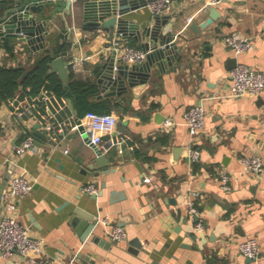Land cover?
<instances>
[{
	"label": "crops",
	"instance_id": "0c3cea01",
	"mask_svg": "<svg viewBox=\"0 0 264 264\" xmlns=\"http://www.w3.org/2000/svg\"><path fill=\"white\" fill-rule=\"evenodd\" d=\"M14 2L9 0L5 9ZM27 2L42 4L34 15L38 21L47 19L45 44L32 49L11 36L12 54L1 38L0 65L30 68L45 49L54 53L68 41V51L55 54L70 61L68 85L72 79L93 81L98 86L93 101L107 100L110 112L118 116L117 128L102 135L112 170L101 173L104 168L91 167L92 147L71 129L79 116L71 97L46 87L30 93V87L20 85L0 106V186L4 183L5 190L15 171L25 170L33 179L34 189L19 200L20 219L46 239L49 263L264 264V170L251 173L240 160L244 153L256 152L264 161V89L259 95H227L236 59L264 71V0H222L215 5L220 16L199 31L193 23L207 19L213 6L204 8L205 0H174L161 15H169L164 30H171L181 47V61L164 70L154 63L140 88L129 85L121 95L102 97L98 78L112 52L108 33L87 29L81 0H73L70 7L68 0ZM126 15L138 25L155 20L147 5ZM235 31L254 37L255 47L236 55L224 42V36ZM123 42L141 47L134 37ZM195 104L205 105L207 112L205 129L196 140L185 123V111ZM37 122L47 137L34 133ZM29 129L35 147L13 156ZM190 146L201 153L192 165L187 158ZM9 156L16 164L7 161ZM221 172L230 175L229 190L222 188ZM147 176L151 182L144 180ZM90 182L99 187L97 198L84 189ZM193 190L199 193L200 230L195 228L197 216L188 210ZM75 207L100 220L85 240L70 223ZM2 210L1 200L0 215ZM104 217L109 218L107 225L101 221ZM115 224L125 226L126 239L111 240L109 229ZM94 235L110 244L95 242ZM250 236L258 238L262 249L258 261L239 249ZM0 264L29 263L16 253L0 257Z\"/></svg>",
	"mask_w": 264,
	"mask_h": 264
},
{
	"label": "built area",
	"instance_id": "2783aa9c",
	"mask_svg": "<svg viewBox=\"0 0 264 264\" xmlns=\"http://www.w3.org/2000/svg\"><path fill=\"white\" fill-rule=\"evenodd\" d=\"M174 0H151L148 7L154 15L166 13ZM222 0H205L204 8L215 6ZM191 20V18H189ZM224 42L236 55L249 51L255 47V39L252 36L242 34L239 31L228 33L224 36ZM111 50L116 51V60L124 63H140L146 59L147 51L140 46L123 42L120 35L115 36L109 45ZM232 84L227 95L233 97H245L259 95L264 89V71L251 66L247 63L238 62L231 71ZM48 98V96H46ZM206 107L203 104H195L185 111V123L188 126L192 139H197L205 129ZM118 116L114 112H96L87 111L82 116H77L71 129L77 130L83 136L87 133L91 141L95 144L102 143V135L111 133L117 128ZM47 128L52 130L53 125L48 124ZM35 147V136L32 131L26 130L22 140L15 145L13 156L23 155L27 150ZM200 150L197 147L188 148V162L194 164L200 159ZM244 168L254 174H259L264 170V161L261 154L256 152H247L240 156ZM7 161L16 164V161L10 156ZM222 181V188L229 190L230 175L225 172L219 173ZM146 182H151L152 178H144ZM34 189V181L25 170L15 171L9 177L7 187L4 190L1 200L3 210L0 215V257L10 258L16 253L27 257L29 264H50L46 258V239L43 236L34 235L31 228L25 225L21 219L19 200L31 193ZM84 189L89 193H98L99 187L95 182L87 183ZM192 196L188 201L189 213L198 217L195 228L197 230L204 228V223L200 217V211L197 206V190L191 192ZM98 221H100L98 219ZM106 225L109 218L104 217L101 220ZM109 235L112 241L119 242L127 238L125 226L115 224L109 229ZM240 251L254 261L261 257L262 249L258 238L250 236L239 243Z\"/></svg>",
	"mask_w": 264,
	"mask_h": 264
},
{
	"label": "water",
	"instance_id": "95a60500",
	"mask_svg": "<svg viewBox=\"0 0 264 264\" xmlns=\"http://www.w3.org/2000/svg\"><path fill=\"white\" fill-rule=\"evenodd\" d=\"M2 1V0H0ZM73 0H68V7ZM82 18L85 26L89 30L101 29L109 35L111 44L115 36L120 35L121 39L134 37L141 42V47L147 51L145 62L124 63L116 60V51L112 50L106 61L103 63L104 70L98 78L101 93L98 95H121L131 87L145 84L151 75V70L156 63L160 70L165 66L179 63L183 57L181 47L171 30H164L169 15H154V22H145L142 25L134 23L126 15L130 10L144 7L151 0H81ZM42 8L41 3H28L27 0H15L14 4L7 7L0 16V39L16 36L26 41L32 49L44 46L46 35L49 33L47 19H38L34 14ZM220 16L218 9L213 6L210 16L201 24L193 23L192 27L199 31L201 27L211 24ZM148 39L143 40V37ZM40 42V43H38ZM41 49V48H40ZM237 64V59L235 60ZM51 71L58 72L64 85H68L70 61L63 55H58L51 60ZM159 115V114H158ZM40 123L34 125V133L47 137L45 131L39 129ZM85 141L92 147V166L94 168H104L102 172L107 173L112 170L108 156L104 152L101 144L91 141L87 133L83 134ZM107 146V144H106ZM105 184L102 186L104 187ZM5 184L0 186V202ZM101 192L92 195L97 198ZM115 193V192H114ZM71 225L80 233L81 239L85 240L99 223L97 217L90 211L81 207H75L71 212ZM33 219V218H32ZM198 219V217L196 218ZM37 224V223H36ZM93 240L101 245L108 246L110 242L99 235H94Z\"/></svg>",
	"mask_w": 264,
	"mask_h": 264
},
{
	"label": "trees",
	"instance_id": "16d2710c",
	"mask_svg": "<svg viewBox=\"0 0 264 264\" xmlns=\"http://www.w3.org/2000/svg\"><path fill=\"white\" fill-rule=\"evenodd\" d=\"M8 1H0V15L5 10ZM2 45L6 50L15 54V44L11 37H7ZM70 45L71 43L66 41L64 44H60L57 49L66 53ZM58 51L52 53L50 49H45L39 62L30 68L23 65H0V106L3 102L12 99L17 94L20 85H23L31 88L30 93H37L41 88L46 87L58 96L71 97L79 116L90 110L100 113L110 112L112 107L107 103V100L93 101L92 96L98 91V86L93 81L72 79L68 86H64L58 73L51 72L50 63Z\"/></svg>",
	"mask_w": 264,
	"mask_h": 264
}]
</instances>
